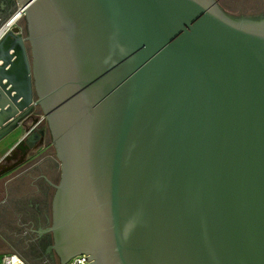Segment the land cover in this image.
<instances>
[{
  "label": "water",
  "instance_id": "95a60500",
  "mask_svg": "<svg viewBox=\"0 0 264 264\" xmlns=\"http://www.w3.org/2000/svg\"><path fill=\"white\" fill-rule=\"evenodd\" d=\"M18 2L26 33L0 38V143L26 133L0 176L50 135L60 264H264V13Z\"/></svg>",
  "mask_w": 264,
  "mask_h": 264
},
{
  "label": "rangeland",
  "instance_id": "374dc122",
  "mask_svg": "<svg viewBox=\"0 0 264 264\" xmlns=\"http://www.w3.org/2000/svg\"><path fill=\"white\" fill-rule=\"evenodd\" d=\"M218 2L229 13L235 15L264 13V0H218ZM14 26H20L26 33L25 13ZM48 141L51 143L53 154L56 155L50 135ZM9 149L0 151V159ZM34 156L35 153L31 150L24 163L0 176V241L10 243L12 247L7 251L18 252L31 264L35 263L34 256L37 255L30 249V245L36 242V236L30 231L28 221L22 217V213L27 212L29 200L32 196L38 195L37 190L40 187V182L33 180L36 173H30L37 160Z\"/></svg>",
  "mask_w": 264,
  "mask_h": 264
},
{
  "label": "flooded vegetation",
  "instance_id": "af4514ba",
  "mask_svg": "<svg viewBox=\"0 0 264 264\" xmlns=\"http://www.w3.org/2000/svg\"><path fill=\"white\" fill-rule=\"evenodd\" d=\"M18 0H0V30L4 23L17 11ZM19 9V8H18ZM244 16V15H240ZM38 146V141L36 142ZM33 151V149H31ZM28 150V153L31 151ZM15 154L6 164H11L18 160L23 150L15 148ZM51 188L43 182V187H39L37 194L32 196L27 205V212L22 213V217L28 221V226L31 232L35 233L36 242L30 245L31 251L37 255L34 256L35 263L43 264H59L60 258L51 251L53 244L52 233L48 228L52 225L53 210H52V196L50 195Z\"/></svg>",
  "mask_w": 264,
  "mask_h": 264
},
{
  "label": "crops",
  "instance_id": "0c3cea01",
  "mask_svg": "<svg viewBox=\"0 0 264 264\" xmlns=\"http://www.w3.org/2000/svg\"><path fill=\"white\" fill-rule=\"evenodd\" d=\"M25 133H26L25 130L19 129L13 134H11L8 138H6L1 143L0 151L5 148L7 149L12 148L16 144V142H18V140H20V138H22L25 135ZM48 136L49 134L46 135V138L43 142L39 140L37 148L33 149L32 151L35 153L34 157H36L37 160L35 164H33V168H31L32 170H30V173H36L34 174L36 176H33V180L34 181L37 180L38 182H40V187H43V182L50 186L51 188L50 195L53 198L54 193H55V187L53 184H57L60 181L61 167H60L59 160L57 159L56 155H54L53 151L51 150V147H50L51 143H49L48 141ZM11 247L12 246L7 241H4V240L0 241V253H6V251L11 249ZM34 264H37V263H34Z\"/></svg>",
  "mask_w": 264,
  "mask_h": 264
},
{
  "label": "built area",
  "instance_id": "2783aa9c",
  "mask_svg": "<svg viewBox=\"0 0 264 264\" xmlns=\"http://www.w3.org/2000/svg\"><path fill=\"white\" fill-rule=\"evenodd\" d=\"M4 33L5 31L2 34H0V38L3 36ZM39 118H40L41 124H44L45 116L39 115ZM89 263L90 261H89L88 255L82 254V255H78L72 258L67 264H89ZM0 264H31V263L27 261L18 252H6V253H0Z\"/></svg>",
  "mask_w": 264,
  "mask_h": 264
},
{
  "label": "bare ground",
  "instance_id": "6f19581e",
  "mask_svg": "<svg viewBox=\"0 0 264 264\" xmlns=\"http://www.w3.org/2000/svg\"><path fill=\"white\" fill-rule=\"evenodd\" d=\"M24 15L23 10L19 9L15 15L13 14L11 18L7 20V23L3 26L0 34L14 26ZM13 18V19H12Z\"/></svg>",
  "mask_w": 264,
  "mask_h": 264
}]
</instances>
